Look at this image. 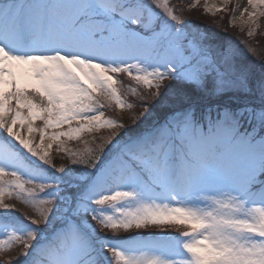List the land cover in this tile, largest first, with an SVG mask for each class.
<instances>
[{
  "label": "snow or ice",
  "instance_id": "1",
  "mask_svg": "<svg viewBox=\"0 0 264 264\" xmlns=\"http://www.w3.org/2000/svg\"><path fill=\"white\" fill-rule=\"evenodd\" d=\"M247 4L240 20L252 36L264 17V0ZM80 8L50 23L21 0H0V129L48 166L54 144L70 154L72 165L89 171L102 165L74 203L69 197L58 208V196L39 198L40 215L29 221L36 229L53 224V234L32 264H99L91 256L95 228L118 233L149 226H177L180 236L149 242L133 235L124 250L106 246L115 264H264V110L252 117L259 126L243 133L239 118L228 110L206 124L192 112L177 111L154 131L128 136L126 124L105 118L113 106L133 108L117 89L115 74L127 73L147 89L138 97L140 113L130 117L138 123L176 75L201 86L215 73L219 91L229 82L214 58L180 32L185 21L168 0H99ZM161 14L171 23L162 22ZM229 59L226 53L224 61ZM153 62L168 70L143 66ZM106 126L112 132L99 138L96 150L67 147L81 133ZM119 132L125 135L117 138ZM257 154L258 165L231 163ZM21 167L23 159L12 145H0V210H17L5 203L6 195L27 204L37 200V189L58 187L33 185L15 170ZM55 169L63 173L66 167ZM214 183L225 187L213 189ZM127 201L135 206L117 209L116 215L92 208ZM39 236V231L13 232L0 239V249L19 245L18 255L28 256Z\"/></svg>",
  "mask_w": 264,
  "mask_h": 264
},
{
  "label": "rangeland",
  "instance_id": "2",
  "mask_svg": "<svg viewBox=\"0 0 264 264\" xmlns=\"http://www.w3.org/2000/svg\"><path fill=\"white\" fill-rule=\"evenodd\" d=\"M240 1L241 0H168L169 7L172 9L173 13L185 21V23L179 26L180 32L210 54L214 58L216 65L225 73V79L229 83L225 84L222 91L218 90L215 73L207 74L201 86L189 83L181 77L177 79L176 77L179 75H176L167 83L161 91L160 96L155 101H152L149 112L140 123H138L137 121H131L130 117L140 113L141 109L139 107L138 97L146 95L147 89H145L143 85L137 84L127 73H117L114 76V78L118 80L116 87L123 93L122 98L126 103L132 104L133 108L125 107L122 109L119 106H113V108L105 111V118H111L119 123L126 124V133L131 129H138V126L141 125V129L135 134H127L128 136H137L141 133L154 131L157 127L162 125L167 120L166 117L171 115L170 113L166 114V110L169 108L175 107L174 111L177 112L182 111L181 109L185 107L186 109L183 111L192 112L187 110L188 105H190L189 102L203 97L194 98L191 96L190 90L192 88L209 90L210 92L205 97L206 99L212 98L207 102L209 103V107H215L216 110L218 109L217 107H223L226 104L213 101L216 97L214 93L222 97L229 91L237 93V91L239 92L241 90L246 91V88H248L251 91L253 90V92H250V96L241 93L238 94L240 96L237 94L234 96L232 95V98L226 99L225 101H228L227 104L229 105L232 104V106L239 105L243 107L241 111L247 112L250 121L254 120L252 117L255 113L264 110V78L254 87L251 85L253 78L250 77L248 73L251 69L250 65H253L255 61L258 63V66H260V69H264V17L258 18V27L255 28L252 36H248L249 28L246 25H242L240 14H243L244 7L250 8V6L247 4V0H244L243 6ZM98 2L99 0H21V3L29 6V10L32 13L50 23H57L61 16H74L78 14L82 10L80 8L82 4H96ZM238 5L239 8L237 7ZM261 7L264 8V6ZM94 11L97 14H101L98 10L94 9ZM160 18L162 22L171 23L163 14H161ZM260 51L261 55L259 54ZM226 53L230 54V59L227 62L224 61V55ZM140 63L143 64V61H140ZM143 66L147 67L150 71L156 70L157 68H159L160 71L168 70L166 64H158L155 62ZM206 82L207 84H205ZM211 90H213V92ZM222 93H224V95ZM246 96L252 98L246 99ZM218 110L224 111L225 108ZM161 115L162 117L165 116V118L163 117L164 119L161 121H155L156 118H159ZM207 118L208 117H206L202 123L206 124ZM36 123L37 125L40 124V122ZM157 124L159 125L156 126ZM255 124V127L259 126L257 121H255ZM146 125L148 127L143 128ZM240 125L242 126V124ZM155 126L156 128H153ZM111 132L112 129L106 126L92 133H81V138L79 140L69 141L67 147L72 151L88 153L99 147L101 143L100 137H107ZM244 132H246V130H244ZM119 135L124 136L125 133L119 132L117 138H119ZM36 136L38 142V134H36ZM0 137L5 138V142L0 139V145L7 142L12 145V147H15L17 152L19 151L18 153L23 159L24 165L26 164V169L21 167L15 170L25 179L32 181L33 185L39 183L45 185L49 183L58 185V187L46 189L43 193H40L37 189V200L27 204L24 203L23 199L15 198V195L12 197L6 195L5 203L15 207L17 210H0V220L4 218L2 221L6 220L8 223H17L12 225L11 229L9 227L8 230H5L6 226L0 223V239H6L9 234L13 232L22 236H26L31 231H39L40 233L39 239L34 243L33 249L28 256L18 255L20 251L19 245L0 249V264H9L10 261H15V264H32V259L41 243L46 242L48 240L46 238L47 235L53 233V224L46 226L40 224V228L36 229L29 221L30 219L38 218L40 215L42 207L39 204V198L58 196V208H63L68 202L69 197H71L74 203L85 190L87 184L97 175L99 167L102 165L98 166L96 171H89L78 164L72 165L70 154L59 152L57 150V145L54 144L53 148L50 150L53 166H48L15 144L3 129H0ZM85 141H87V143H85ZM107 147H111V145ZM179 147L180 146L177 145V149H179ZM110 155L111 153H109V157L105 159L104 163H107V159L110 158ZM231 163L251 166L258 165L260 159L257 154L245 159L233 158ZM61 165L66 167L63 173L55 169ZM35 166L38 167L37 172H35ZM81 177H87V180H82ZM5 179L10 180L12 178L5 177ZM33 185H26V187H32ZM211 187L213 189H219L225 187V185L223 183H214ZM135 203V201L122 202L116 205L115 208H97L95 205H92V208L97 214L116 215L117 209L133 207ZM254 206L259 207L260 205L257 204ZM25 217H28V219ZM133 235L140 238L146 237L149 242L152 241L153 238L171 241L174 240L173 237L180 236V232L177 230V226H168L166 228L149 226L146 229L128 232L121 230L118 233H113L110 230L102 232L99 228H95V231L91 233L94 242H96H93L94 248L92 250L93 254L91 253V255L99 258L101 264H115V261L106 248L111 247L124 250L125 245L133 243L131 237ZM175 251H177L175 248L171 250V252ZM146 255L151 256L153 254L146 253ZM185 255L187 254L185 253ZM87 260L88 257H86V261Z\"/></svg>",
  "mask_w": 264,
  "mask_h": 264
},
{
  "label": "trees",
  "instance_id": "3",
  "mask_svg": "<svg viewBox=\"0 0 264 264\" xmlns=\"http://www.w3.org/2000/svg\"><path fill=\"white\" fill-rule=\"evenodd\" d=\"M216 28V27H215ZM260 47V46H259ZM259 54L261 55V51L259 52ZM261 61V60H260ZM251 66V69H250V71H249V73H248V75L250 76V77H252L253 79H252V82H251V85L252 86H256L257 84H258V82H260L261 81V79H263L264 78V71H262V70H264V69H260V66H258V63H256V61L253 63V65L251 64L250 65ZM179 77L180 76H177L176 78L177 79H179ZM182 78V77H181ZM175 83V82H174ZM205 84H207V82L205 83ZM212 92H213V90H211ZM210 91L209 90H204V89H196V88H192L191 90H190V95L191 96H193L194 98L195 97H197V98H199V97H202V98H204V99H198V100H188V101H190L189 102V104L190 105H188V107H187V110H190V111H192L193 112V114H194V116H195V118L198 120V121H200V122H203L204 121V119L206 118V117H216V116H218L220 113H222L223 111H220V110H218V109H222V108H225V110H228V111H230V112H232L235 116H237L238 118H239V120H240V124H242V126H241V132H244V130H246V132L249 130V129H251V128H253V127H255L256 126V124H255V121L254 120H251L250 121V119H249V117H248V114H247V112L246 111H241V109H243V107H241V106H232V104H227L228 103V101L226 102L225 100L226 99H230V98H232V95L234 96V95H238V94H241V93H245V94H247L248 96H250L251 94H250V92H253V90L251 91V90H249L248 88H246V91L245 90H241V91H237V93H235L234 91H229V92H227L226 93V95H224V93H222L224 96H222V97H220V95H218V94H215L214 93V95H216V97L213 99V101H216V102H219V103H223V104H226L225 106H223V107H217L218 109L216 110V108L215 107H209V103L207 102V101H209V100H211L210 98H208V99H206V95L209 93ZM235 94H234V93ZM238 96H240V95H238ZM221 98V99H220ZM223 98V99H222ZM239 98H241V97H239ZM246 99L247 98H252V97H245ZM218 100H220V101H218ZM234 102H236V101H234ZM211 105V104H210ZM186 108L185 107H183L181 110L183 111V110H185ZM175 107L174 108H169L168 110H166V114H173L175 111ZM166 114H165V116H166ZM165 116H163L164 118H165ZM162 117V115L159 117V118H156V120L155 121H161V120H163L164 118ZM167 117H169V115L167 116ZM167 117H166V119H167ZM165 119V120H166ZM164 120V121H165ZM163 121V122H164ZM140 123V122H139ZM150 123H151V121H150ZM159 124H157L156 126H158ZM156 126L155 127H153V128H156ZM126 127H127V125H126ZM129 127V126H128ZM146 127H148L147 125L145 126V127H143V128H146ZM150 127V126H149ZM139 129H141V125H139L138 126V129H131V130H129V128H128V130L129 131H127V134H135ZM1 222H2V224L3 225H5L7 228L11 225V224H17V223H15V222H12V223H8V221H2L1 220ZM18 226H20V225H18Z\"/></svg>",
  "mask_w": 264,
  "mask_h": 264
},
{
  "label": "bare ground",
  "instance_id": "4",
  "mask_svg": "<svg viewBox=\"0 0 264 264\" xmlns=\"http://www.w3.org/2000/svg\"><path fill=\"white\" fill-rule=\"evenodd\" d=\"M212 1H214V0H212ZM241 2V4H242V6H243V4H244V0H241L240 1ZM213 3V2H212ZM37 137V136H36Z\"/></svg>",
  "mask_w": 264,
  "mask_h": 264
}]
</instances>
